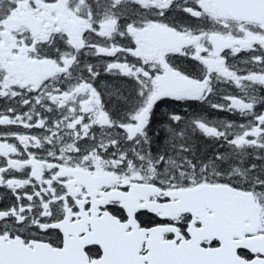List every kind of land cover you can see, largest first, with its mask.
<instances>
[{
	"label": "snow or ice",
	"instance_id": "1",
	"mask_svg": "<svg viewBox=\"0 0 264 264\" xmlns=\"http://www.w3.org/2000/svg\"><path fill=\"white\" fill-rule=\"evenodd\" d=\"M0 264H264V0H0Z\"/></svg>",
	"mask_w": 264,
	"mask_h": 264
}]
</instances>
